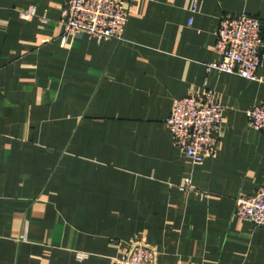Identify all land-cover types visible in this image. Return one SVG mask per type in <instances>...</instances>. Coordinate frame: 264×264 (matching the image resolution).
<instances>
[{
  "label": "crops",
  "instance_id": "0c3cea01",
  "mask_svg": "<svg viewBox=\"0 0 264 264\" xmlns=\"http://www.w3.org/2000/svg\"><path fill=\"white\" fill-rule=\"evenodd\" d=\"M64 3L0 0V264H116L136 238L157 264H264V227L234 216L264 185V83L207 70L219 21L264 0H127L122 41H62ZM205 90L223 120L193 164L165 121Z\"/></svg>",
  "mask_w": 264,
  "mask_h": 264
},
{
  "label": "built area",
  "instance_id": "2783aa9c",
  "mask_svg": "<svg viewBox=\"0 0 264 264\" xmlns=\"http://www.w3.org/2000/svg\"><path fill=\"white\" fill-rule=\"evenodd\" d=\"M62 41L68 34H88L97 41L124 40L129 10L127 0H65ZM29 13H25L27 18ZM214 51L218 62L207 70L264 83L258 69L264 66V20L242 12L223 17L216 31ZM224 107L211 90L188 93L173 102L166 126L173 142L193 164H202L216 152ZM248 127L264 131V101L246 110ZM234 216L264 227V185L252 194L239 195ZM116 264H157L155 250L136 238Z\"/></svg>",
  "mask_w": 264,
  "mask_h": 264
},
{
  "label": "rangeland",
  "instance_id": "374dc122",
  "mask_svg": "<svg viewBox=\"0 0 264 264\" xmlns=\"http://www.w3.org/2000/svg\"><path fill=\"white\" fill-rule=\"evenodd\" d=\"M24 16V15H23ZM212 91V90H211Z\"/></svg>",
  "mask_w": 264,
  "mask_h": 264
}]
</instances>
